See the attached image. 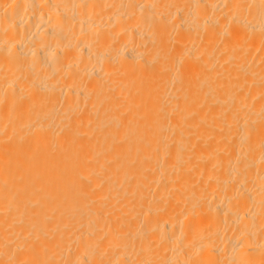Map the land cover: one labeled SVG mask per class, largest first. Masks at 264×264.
Masks as SVG:
<instances>
[{"label": "bare ground", "instance_id": "1", "mask_svg": "<svg viewBox=\"0 0 264 264\" xmlns=\"http://www.w3.org/2000/svg\"><path fill=\"white\" fill-rule=\"evenodd\" d=\"M0 264H264V0H0Z\"/></svg>", "mask_w": 264, "mask_h": 264}]
</instances>
